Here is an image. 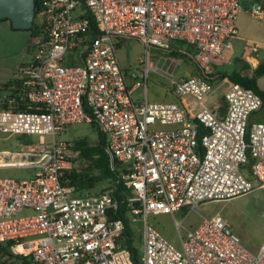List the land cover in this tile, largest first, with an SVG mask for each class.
Returning a JSON list of instances; mask_svg holds the SVG:
<instances>
[{
  "label": "built area",
  "instance_id": "obj_1",
  "mask_svg": "<svg viewBox=\"0 0 264 264\" xmlns=\"http://www.w3.org/2000/svg\"><path fill=\"white\" fill-rule=\"evenodd\" d=\"M39 2L34 58L9 87L19 99L4 95L0 102V133L41 138L39 146L7 155L5 164L32 169V179L0 178V245L11 244L14 255L8 264H264V244L250 252L221 216L203 218L186 236L176 223L181 248L150 224L165 212L196 211L264 189V122L250 123L260 95L229 82L227 112L219 116L204 104L214 84L198 76L176 80L148 60L131 86L116 41H141L147 57L152 48L165 54L171 43H186L208 72L225 41L239 35L241 0ZM261 12L250 10L254 18ZM152 72L166 77L176 95L194 99L196 115L174 103L136 101L134 91H147ZM77 123L96 126L106 142L115 181L97 195H79L64 181L80 152L61 135ZM198 123L207 131L202 137ZM122 184L130 195L118 199ZM124 206L127 223L113 217ZM136 225L142 263L134 242L129 248L128 237L120 238Z\"/></svg>",
  "mask_w": 264,
  "mask_h": 264
},
{
  "label": "rangeland",
  "instance_id": "obj_2",
  "mask_svg": "<svg viewBox=\"0 0 264 264\" xmlns=\"http://www.w3.org/2000/svg\"><path fill=\"white\" fill-rule=\"evenodd\" d=\"M252 0H242V12L238 17V29L242 31L255 32L256 35L264 32V21L254 18L247 10L251 7ZM264 9H262V14ZM36 35L28 31L12 29L7 23H0V82L7 81L8 77L15 74L20 66H25L34 58L35 46L38 42ZM124 39V40H123ZM118 56L129 80H141L142 72L145 69L146 49L144 44L135 39L118 38ZM178 46H182L178 44ZM151 63L164 71L173 73L175 79L185 75L187 63L181 57L163 54L154 48L150 49ZM168 58L165 62L163 58ZM162 58V59H161ZM8 81L6 82V84ZM264 90V80L260 83ZM145 94L143 88L138 89L136 96ZM3 93L0 91V96ZM147 98L150 103H170L175 96L171 91L169 80L160 73L150 74ZM264 118V105L258 114ZM264 122V120H263ZM61 138L65 141L75 142L86 139L91 146L97 145L100 141V132L92 124L77 123L68 126ZM48 143L51 137L45 138ZM39 136H19L0 133V151L19 152L26 146H39ZM87 163L78 158L73 160V169L82 170ZM34 176L30 168H15L0 170V178H13L16 180H29ZM247 177V174H245ZM256 183L255 179H251ZM106 183L101 184L95 191L100 192ZM91 194V193H90ZM221 216L230 224L235 235L240 239L241 244L252 253H257L264 244V189L239 196L228 201L210 202L200 205L196 211L191 209L175 213H162L150 217V224L176 248H181L180 233L177 224H182L181 234L186 236L187 230L197 228L203 218ZM140 225L132 228L134 246L137 251V259L140 263L144 258V244L141 237Z\"/></svg>",
  "mask_w": 264,
  "mask_h": 264
},
{
  "label": "trees",
  "instance_id": "obj_3",
  "mask_svg": "<svg viewBox=\"0 0 264 264\" xmlns=\"http://www.w3.org/2000/svg\"><path fill=\"white\" fill-rule=\"evenodd\" d=\"M41 14L40 2L36 0V14L34 19L33 28L27 30L32 35L38 34L39 29V17ZM1 22H9L11 28L13 29L12 23L8 19L0 20ZM181 44L182 46H178ZM184 43H171L168 52L172 56H178L183 58L185 61L189 63H193L196 66V76L203 78L204 80L212 83V84H220L221 82L227 80L231 83L241 84L242 86L254 90L257 94L260 95L262 99V105H264V90H261L258 86V80L264 76V62H262L253 73L252 77L242 76L240 73H232L229 75L225 74H212L206 71L199 66V64L195 60V56H193L190 52L184 49ZM17 84V79H11L7 84L0 89L3 95L0 96V102L3 99L4 95L8 97H17L14 95H8L10 92L9 87L11 85ZM19 99V97H17ZM26 108V107H25ZM225 108V107H224ZM201 127L200 135L201 137L207 133L204 127L198 123ZM105 139L100 134V141L97 145L91 146L90 143L86 139H81L75 141L76 149L79 150V157L83 161L87 163V167L82 170L72 169L68 171L66 174V178L64 179L65 184L74 186L79 195H83L86 192L91 193L93 195L100 194L110 188L115 181V175L111 172L109 167V159L105 153ZM106 183V186L98 193H94L101 184ZM118 191L123 193V195L116 192V197L118 199H124L126 196L130 195V189H128L124 184L118 187ZM115 219H123L126 223L129 221L128 219V209L126 206L122 207L119 211L113 214ZM132 230L129 228L124 235L120 238H124L125 236L128 239H125L124 244L127 247L133 248L132 243L134 242V236L131 233ZM141 239V237H140ZM14 258V255L11 251V244L0 245V264H8L10 259Z\"/></svg>",
  "mask_w": 264,
  "mask_h": 264
},
{
  "label": "crops",
  "instance_id": "obj_4",
  "mask_svg": "<svg viewBox=\"0 0 264 264\" xmlns=\"http://www.w3.org/2000/svg\"><path fill=\"white\" fill-rule=\"evenodd\" d=\"M252 1L253 2L251 4V7L247 10V12L250 13L251 8L255 6L261 7V11L262 9H264V0H252ZM256 19H260L264 21V12L263 14H261L260 17ZM5 23H7L10 26L9 22H5ZM175 43H182V42H175ZM184 44H185L184 49L190 52L193 56H195L194 47L186 43ZM254 48H256V50H254ZM117 49H118V43H117ZM165 54H169V52L167 51ZM163 59L165 60V62L168 61V58H163ZM146 60H148L149 63L152 65L150 54L148 57L146 55ZM184 62L187 63V72L185 75L180 76V78H177L176 80L188 78L191 76H196L197 74L196 66L193 63H189L185 60ZM262 62H264V32L260 33V35H256L255 32H251V31L240 32L239 30V35L237 37L228 38L225 41V48H224L222 56L212 61V63L210 64L208 68V72L212 74H225V75H229L232 73H240L242 76L252 77L254 70ZM22 66H20V68ZM19 71L20 69L16 70L13 77L9 76L7 81L9 82L11 79L18 77ZM262 80H264V76L258 80V86L261 90H263L260 87V83L262 82ZM7 81L0 82V89L3 88V86L6 84ZM129 82L131 86L134 84V80H131V81L129 80ZM148 83H149V80H148ZM228 83L229 81L225 80L221 82L220 84H214L218 89L216 88L217 89L216 92L212 94L211 96H209L205 100V103H204L206 106L214 110L219 116H224L227 112V103H226L224 95H225V92L227 91ZM137 91L138 89L134 91V99L136 101H142L147 98V91L145 92L143 97L136 96L135 93H137ZM171 91L173 95L175 96V98L170 103H174V104H178L182 106L188 111V113L191 116L196 115L200 107L197 104V102L194 101V99H192L191 97H180L176 95L173 92L172 87H171ZM260 111H261V108L257 112L252 114L250 118V123L263 122L264 118L258 115ZM11 153H16V152L0 151V170L19 168V167H13L10 165H5L8 162L7 155ZM243 172L244 174H247L248 178L252 179V176L250 175L248 168L247 169L245 168Z\"/></svg>",
  "mask_w": 264,
  "mask_h": 264
},
{
  "label": "water",
  "instance_id": "obj_5",
  "mask_svg": "<svg viewBox=\"0 0 264 264\" xmlns=\"http://www.w3.org/2000/svg\"><path fill=\"white\" fill-rule=\"evenodd\" d=\"M35 14L36 0H0V20H10L15 30L32 29ZM197 130L200 133L201 127Z\"/></svg>",
  "mask_w": 264,
  "mask_h": 264
}]
</instances>
